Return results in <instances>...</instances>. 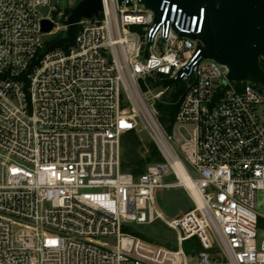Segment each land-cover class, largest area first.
<instances>
[{"label": "built area", "instance_id": "1", "mask_svg": "<svg viewBox=\"0 0 264 264\" xmlns=\"http://www.w3.org/2000/svg\"><path fill=\"white\" fill-rule=\"evenodd\" d=\"M50 1L0 0V264H171L165 253L180 264H264V88L229 81L181 35L202 32L206 9L191 15L163 0L157 24L139 0H103L67 48L48 49L73 8ZM150 78L180 82L154 93ZM172 87L181 89L173 129L192 127L180 142L156 106ZM141 124L163 159L135 175L123 169L122 141ZM173 187L194 205L169 219L155 192ZM156 220L175 232L163 254L124 229Z\"/></svg>", "mask_w": 264, "mask_h": 264}, {"label": "water", "instance_id": "2", "mask_svg": "<svg viewBox=\"0 0 264 264\" xmlns=\"http://www.w3.org/2000/svg\"><path fill=\"white\" fill-rule=\"evenodd\" d=\"M178 3L187 14L200 13L206 9L201 33L184 34L197 41L201 57L213 59L224 65L229 81L250 82L264 88V0H171ZM146 9L155 13L158 24L162 12L163 0H139ZM119 5H132V0H118ZM103 0H79L63 22L67 27L64 36L51 39L46 48L64 43L68 45L75 40L78 23L82 19L99 18L103 12ZM53 23L44 19L42 30H52ZM152 41L146 46L145 56ZM178 79H162L166 87L179 85ZM193 241L184 245L185 252L190 253Z\"/></svg>", "mask_w": 264, "mask_h": 264}, {"label": "rangeland", "instance_id": "3", "mask_svg": "<svg viewBox=\"0 0 264 264\" xmlns=\"http://www.w3.org/2000/svg\"><path fill=\"white\" fill-rule=\"evenodd\" d=\"M78 1H71L70 5L71 7H74L77 4ZM50 5L57 7V8H63L68 7L67 3L58 1V0H51ZM40 12L43 15H48L50 12V6H41L39 7ZM133 30L139 31L141 30V26H133ZM66 33V30L60 31L57 35H49L47 36L48 39H54L58 36H64ZM153 92L156 93L159 90H162L165 88L163 84L159 85H153ZM174 91V87L171 88L169 93ZM169 93L166 94L165 97L169 96ZM138 131H136V134L140 140V145L137 147H134L131 143L128 148L127 153V159L130 160L136 158L135 151L139 154L140 157L146 159L148 156V143L152 142L151 136L149 135V132L144 128V126L141 124L138 127ZM192 130L191 126H187V128L183 129H173L172 132L174 134V138L177 142H180L183 137H186L189 135V131ZM124 157H126V151L124 150ZM167 181H175V177L171 176L167 178ZM157 206L160 211L164 214L166 218H174L182 215L183 213L189 211L193 207V201L187 191L182 187H173V188H158L155 192ZM257 211L262 216L260 217L261 225L259 228L260 237L262 236L264 232V189H261L257 192ZM135 229L139 231L140 233L146 235L150 238V240H144L141 241L145 245L139 244V248L144 246H147L148 249H152L154 251H157L158 253L161 252L159 248H171L170 246H174L175 244V232L171 230L167 224L162 220H156L155 222L151 224L146 225H135ZM169 243L170 246L167 244ZM167 244V245H166ZM160 250V251H159ZM211 252H213L211 250ZM162 254L164 252H161ZM147 254V253H146ZM152 254L154 257H157L158 255ZM166 259L171 264H180V257L178 255H173L169 253H165ZM159 257L162 258V256ZM165 259V258H163Z\"/></svg>", "mask_w": 264, "mask_h": 264}, {"label": "trees", "instance_id": "4", "mask_svg": "<svg viewBox=\"0 0 264 264\" xmlns=\"http://www.w3.org/2000/svg\"><path fill=\"white\" fill-rule=\"evenodd\" d=\"M71 10L68 11L70 13ZM56 47H64L67 48L68 46L65 45L64 43H59L56 44ZM262 66L264 68V60H262ZM150 83L152 85H156L157 81L154 80V78H150ZM181 93V89L178 88L176 91H174L171 95L164 97L162 100L157 101V110L159 112V119L160 121L165 125V127L168 130H172L173 128V123L176 117V114L179 109V95ZM130 143L134 146L137 147L139 146L140 140L136 134L135 131L128 132L124 135L123 141H122V147H123V169L132 172L135 175H139L143 173L147 167L148 164L155 162V161H160L162 160V155L160 150L158 149L157 145L155 142H149L148 143V156L146 159L142 158L139 156V154L135 151L136 158L130 160L129 158L127 159V153H128V148ZM124 150L126 151V157H124ZM260 225H261V220H260ZM126 231L129 233L144 239V240H150L149 237L146 235L140 233L135 229V225L132 226H126L124 228ZM169 246L170 244L167 243ZM166 244V245H167ZM170 247H173L172 245Z\"/></svg>", "mask_w": 264, "mask_h": 264}, {"label": "bare ground", "instance_id": "5", "mask_svg": "<svg viewBox=\"0 0 264 264\" xmlns=\"http://www.w3.org/2000/svg\"><path fill=\"white\" fill-rule=\"evenodd\" d=\"M178 173H179V175H180V177L182 179V182L185 183L187 185V187L191 189V191L195 195V197L197 199H199V195H198L197 189L195 188L193 182L191 181L190 177L185 173L183 168L179 167L178 168Z\"/></svg>", "mask_w": 264, "mask_h": 264}]
</instances>
